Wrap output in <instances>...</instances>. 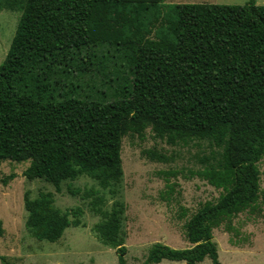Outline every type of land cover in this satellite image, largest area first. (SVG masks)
<instances>
[{
    "label": "trees",
    "instance_id": "16d2710c",
    "mask_svg": "<svg viewBox=\"0 0 264 264\" xmlns=\"http://www.w3.org/2000/svg\"><path fill=\"white\" fill-rule=\"evenodd\" d=\"M163 1L0 0V11L20 13L0 63V162H29L23 177L57 193L81 175L107 189L121 180L126 136L143 140L149 129L169 145L206 142L217 153L190 174L218 197L183 224L190 247L156 243L143 264H220L213 230L232 233L234 218L264 204V6ZM85 196L99 240L127 264L122 207L104 211L98 192ZM23 202L38 241L81 225V209L62 212L51 192Z\"/></svg>",
    "mask_w": 264,
    "mask_h": 264
},
{
    "label": "rangeland",
    "instance_id": "374dc122",
    "mask_svg": "<svg viewBox=\"0 0 264 264\" xmlns=\"http://www.w3.org/2000/svg\"><path fill=\"white\" fill-rule=\"evenodd\" d=\"M251 0H164L168 4H221L245 5ZM264 6V0H254ZM19 12L0 11V63L10 46ZM217 153L206 142L193 141L186 145H169L154 137L147 129L145 137L126 136L122 140V177L119 183L107 189L81 175L75 180L61 182L60 192L43 179L23 177L29 162H0V257L7 264H117L115 249L99 240L94 227L101 221L92 211L93 197L85 193L92 190L104 198L102 209L111 211L122 207L120 237L126 248L127 264H143L150 247L156 243L174 249L191 245L183 237V224L205 202L215 201L219 191L191 172L202 169L200 159ZM161 157L162 159H158ZM260 187L264 191V158L258 164ZM175 172V175L167 173ZM14 175L13 179L10 176ZM173 192L167 195L169 188ZM30 199L39 193L51 192L54 205L62 212L81 209V225L68 227L62 237L53 243L38 241L25 228L27 212L23 197ZM95 197V196H94ZM187 211L183 218L179 216ZM75 219L72 215L70 220ZM232 233L223 227L213 230L220 264H264V204L260 213H241L232 220ZM0 264H3L0 261ZM160 264H185L163 260ZM211 264L209 258L201 263Z\"/></svg>",
    "mask_w": 264,
    "mask_h": 264
}]
</instances>
